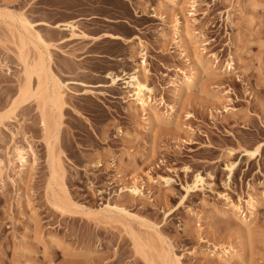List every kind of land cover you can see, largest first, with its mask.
I'll list each match as a JSON object with an SVG mask.
<instances>
[{"label":"rangeland","instance_id":"rangeland-1","mask_svg":"<svg viewBox=\"0 0 264 264\" xmlns=\"http://www.w3.org/2000/svg\"><path fill=\"white\" fill-rule=\"evenodd\" d=\"M0 8L35 25L50 44L51 70L66 85L53 144L71 199L62 207L48 191L39 101L12 111L25 68L19 29L0 19V264H147L130 234L147 230L98 213L108 202L157 225L182 264H264V0H188L176 7L169 0H0ZM184 15L204 63L201 83L180 97L183 72L194 68L172 33ZM41 22H75L79 35ZM25 50L36 59L33 46ZM143 61L152 98L164 100L171 123L148 124L125 80L112 82L110 74L125 78ZM17 147L30 164L24 171ZM257 148L255 159L242 156ZM197 173L205 188L187 195L184 186ZM135 178L143 195L129 191ZM250 194L260 196V206L247 235L222 211L245 205ZM225 245L245 261L220 260Z\"/></svg>","mask_w":264,"mask_h":264},{"label":"bare ground","instance_id":"bare-ground-1","mask_svg":"<svg viewBox=\"0 0 264 264\" xmlns=\"http://www.w3.org/2000/svg\"><path fill=\"white\" fill-rule=\"evenodd\" d=\"M187 1L188 0H169V4L172 5V7L179 5L183 6ZM176 16H178V14ZM0 19L14 23L19 29L20 59L25 68L26 81L20 89V100L14 103L12 111L21 103H25L31 99L39 101L41 122L47 132V148L50 166L48 191L58 205H67V198H69V200L71 199L63 182L64 169L61 157L53 144L54 140L57 141L59 136L60 121L63 116V108L65 105L66 85L51 70L49 65L52 60L50 44L44 39L42 34L36 30L35 25L25 17L16 15L6 8H0ZM39 24L52 29L71 30L73 36L79 35L77 32L79 27L75 22H59L54 25L48 22H41ZM172 27L173 35L177 36L181 42L180 47L191 54L194 64V68H192L190 72H183V77L177 86L178 95L181 97L189 92L193 86L201 83L203 72L199 67L204 63V60L202 57V49H199L200 46L198 40L190 31L188 18L185 15L176 18ZM81 33L83 32L81 31ZM104 38L115 40L123 39L122 36L113 33H104ZM174 39L176 40V38ZM29 45L33 46L36 51V59L33 61H30L27 51L25 50ZM192 45H194V49H192ZM229 65L232 67L231 63ZM144 69L145 61H143L141 69H135L131 73H126L124 75L125 78L115 75L112 76L111 74L110 77L112 78L113 84L117 83L119 80H125L128 88H131L133 92L135 103L142 109L143 115L146 117V122L148 124L153 123L156 126L165 125L175 121V118L169 113V110L162 112L161 109L165 106L164 100L154 101L152 98L153 89L148 85L146 79H144L142 74ZM34 77L36 78V83L33 85ZM170 109L172 111L174 107L170 106ZM15 151L18 160L22 165V171L28 169L30 164L26 158L25 150L17 147ZM258 151L259 148L256 150L247 149L243 151L242 156L255 159ZM231 154H234V152L231 151ZM236 167V163L227 165L229 180ZM185 171L189 172L190 169L186 168ZM1 176L0 172V177ZM159 179L164 184H168L171 181V177L167 176H159ZM206 183L204 175L197 173L194 176L193 181L184 186L186 194L189 195L191 192L203 190ZM128 188L134 195L139 196L144 194L142 185L136 178ZM259 197L260 196L257 194H250L249 198L245 201V205H243L242 201L239 203L233 202L231 205L224 208L222 212L237 218L240 222L241 228L246 231V234L248 232L247 235H250L254 221L257 219L258 208L260 206ZM261 197L264 198V192ZM98 213L104 215V217L110 220L122 222L127 227L128 220L136 221L141 227H144L147 230L146 236L138 234L135 231L130 233L134 240L137 253L144 258L147 264H182L181 257L174 252L173 247L160 233L157 225L138 218L127 210L125 206L119 203L112 204L111 202H108L98 210ZM217 254L220 260L224 263H229L234 259L244 262L247 257L240 253L237 247L232 245L222 246Z\"/></svg>","mask_w":264,"mask_h":264}]
</instances>
